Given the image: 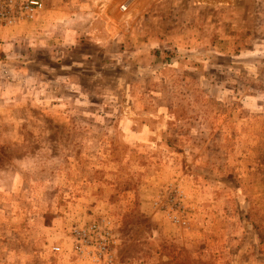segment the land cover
Masks as SVG:
<instances>
[{
  "label": "rangeland",
  "instance_id": "obj_1",
  "mask_svg": "<svg viewBox=\"0 0 264 264\" xmlns=\"http://www.w3.org/2000/svg\"><path fill=\"white\" fill-rule=\"evenodd\" d=\"M43 1L12 55L58 68L0 74V264H264V0Z\"/></svg>",
  "mask_w": 264,
  "mask_h": 264
},
{
  "label": "crops",
  "instance_id": "obj_2",
  "mask_svg": "<svg viewBox=\"0 0 264 264\" xmlns=\"http://www.w3.org/2000/svg\"><path fill=\"white\" fill-rule=\"evenodd\" d=\"M45 10V3L43 7L42 13L38 14L35 18V21H31L28 23H22V24H16L14 27H12L10 30H5L2 27H0V74L5 75L6 77L9 76L12 79H20L22 77H25L26 75L32 78L31 83H35L37 81L38 74L42 72V68L44 69H51L53 68H58L55 67L53 64L49 65V63H41L39 61H36L35 64H43L39 66H34V64L29 63V65H20L19 63L16 62L15 58H13L12 55V50L13 46L20 41L21 38H26L24 35L27 34L33 27H31L32 24H34L36 21L43 22V13ZM37 26L36 29H39V26ZM30 27V28H29ZM23 33V36H22ZM47 54V53H46ZM31 56H37L36 52H30L29 54H23L22 57H30ZM48 55V54H47ZM31 59V58H30ZM73 60V68L75 66L76 59H70V61ZM24 61L26 62L25 58ZM27 63V62H26ZM59 66V65H57ZM30 69H34L31 71ZM36 86L31 85L27 86V84L20 85L16 84L11 92L7 94V97L9 101H17L21 100L24 101L20 103L21 106L25 105L24 107H28L29 103L28 102H34L36 100V95H38L39 91L35 89ZM7 91H10V89H7ZM25 95V96H24ZM24 96L23 98L19 99V97Z\"/></svg>",
  "mask_w": 264,
  "mask_h": 264
},
{
  "label": "built area",
  "instance_id": "obj_3",
  "mask_svg": "<svg viewBox=\"0 0 264 264\" xmlns=\"http://www.w3.org/2000/svg\"><path fill=\"white\" fill-rule=\"evenodd\" d=\"M43 0H0V27L5 30H10L16 24L28 23L33 21L38 14L43 11ZM90 232L94 234L96 240H104L101 236L110 237L111 231H101L95 226L91 227ZM78 250L81 246H89V239H85V232H77ZM107 241L100 243V246H95L94 251L88 253V260L96 262L97 258L94 254L97 253L104 257L102 251L108 250L105 245Z\"/></svg>",
  "mask_w": 264,
  "mask_h": 264
},
{
  "label": "trees",
  "instance_id": "obj_4",
  "mask_svg": "<svg viewBox=\"0 0 264 264\" xmlns=\"http://www.w3.org/2000/svg\"><path fill=\"white\" fill-rule=\"evenodd\" d=\"M72 62H73V60H72ZM75 63H77L76 61H74ZM163 67H165L166 66V64L167 65H169L170 63V61H168V60H166V58L165 59H163ZM49 63V62H48ZM67 64L68 63H70V58H67V62H66ZM246 64H252V65H257V66H262V65H264V60H246V62H245ZM184 78H186V77H184ZM184 78H182V80H184ZM189 81H191V80H189ZM188 81V82H189ZM195 84H198V82H196ZM187 100L188 101H190V98H187ZM196 102H198L199 104H201L200 103V101H199V97L196 99ZM174 107H175V103H174Z\"/></svg>",
  "mask_w": 264,
  "mask_h": 264
}]
</instances>
